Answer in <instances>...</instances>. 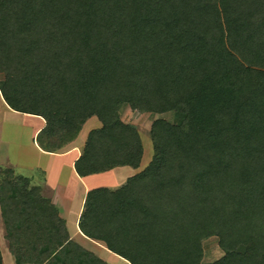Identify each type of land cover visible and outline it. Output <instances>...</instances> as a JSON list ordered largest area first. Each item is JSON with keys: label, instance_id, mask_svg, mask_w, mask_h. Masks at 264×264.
<instances>
[{"label": "trees", "instance_id": "16d2710c", "mask_svg": "<svg viewBox=\"0 0 264 264\" xmlns=\"http://www.w3.org/2000/svg\"><path fill=\"white\" fill-rule=\"evenodd\" d=\"M0 94L45 121L44 149L98 119L80 176L139 167L141 140L119 120L122 105L182 108V124H151L144 170L88 194L82 233L130 264H201L211 237L226 255L210 264H264V0H0ZM16 193L4 179L9 232ZM50 241L16 264H104L73 244L61 250L64 237Z\"/></svg>", "mask_w": 264, "mask_h": 264}, {"label": "crops", "instance_id": "0c3cea01", "mask_svg": "<svg viewBox=\"0 0 264 264\" xmlns=\"http://www.w3.org/2000/svg\"><path fill=\"white\" fill-rule=\"evenodd\" d=\"M121 109L119 120L131 126L122 118ZM96 119L89 118L75 138L61 147L44 149L39 145L37 136L45 127V121L35 115L11 110L0 94V190L7 178L17 192L15 197L11 194L12 211L9 217L16 218L12 232L5 225L0 207L2 264H16L17 253L21 255L27 249H35L37 242L42 245L54 235L66 239L61 250L73 244L104 264H130L109 251L102 241L85 236L79 224L87 210L89 193L101 189L110 192L119 190L147 167L153 152L146 153L139 135L143 151L137 169L117 166L87 176L78 175L75 162L83 154L87 135L101 127ZM94 197L90 201L95 200ZM52 258L47 256L43 264H48Z\"/></svg>", "mask_w": 264, "mask_h": 264}, {"label": "rangeland", "instance_id": "374dc122", "mask_svg": "<svg viewBox=\"0 0 264 264\" xmlns=\"http://www.w3.org/2000/svg\"><path fill=\"white\" fill-rule=\"evenodd\" d=\"M121 107H122L121 109L122 118L126 122L131 124L132 128L137 133H139L142 141L144 142V148H145L146 153L152 150L150 137H149V130H150L151 124L154 121L158 119H163L170 124L180 125L186 119V113L182 108L173 110V111H170L164 114H147V113H141V112L132 110L127 105H122ZM85 128L87 129L88 126ZM201 248H202L201 249L202 250L201 260H200L201 264H210V263L217 262L226 255V252H224L219 247L218 239L216 237H211V238L202 240ZM241 251L245 252L246 248H242ZM87 256L91 257L89 253H87ZM87 256L85 254L86 258Z\"/></svg>", "mask_w": 264, "mask_h": 264}]
</instances>
